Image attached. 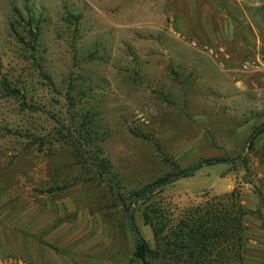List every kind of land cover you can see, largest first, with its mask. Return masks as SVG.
Returning <instances> with one entry per match:
<instances>
[{"label": "rangeland", "instance_id": "374dc122", "mask_svg": "<svg viewBox=\"0 0 264 264\" xmlns=\"http://www.w3.org/2000/svg\"><path fill=\"white\" fill-rule=\"evenodd\" d=\"M135 6L0 0V264H137L128 218L152 249L145 208L171 227L233 189L240 264H264V132L247 142L264 124V0Z\"/></svg>", "mask_w": 264, "mask_h": 264}, {"label": "trees", "instance_id": "16d2710c", "mask_svg": "<svg viewBox=\"0 0 264 264\" xmlns=\"http://www.w3.org/2000/svg\"><path fill=\"white\" fill-rule=\"evenodd\" d=\"M262 125L257 135L264 132V124ZM79 133V137L82 140L86 139L90 146L92 158L88 165L94 171L95 177L100 179L110 176V167L99 157L98 147L91 140L90 133L84 128H80ZM37 151L41 152L40 144ZM261 155L264 157V149ZM210 162L211 160L205 161V163ZM155 185L130 193L129 199L134 202L149 200ZM146 194L149 195L144 197ZM245 214L246 210L241 206L239 194L234 189L218 196H205L201 203L182 210L171 227L168 226L169 222L163 214L155 209L145 208L142 218L144 225H147L151 231L153 248L149 249L140 237L137 238L138 241L129 262L228 264L231 261L234 264H240Z\"/></svg>", "mask_w": 264, "mask_h": 264}, {"label": "water", "instance_id": "95a60500", "mask_svg": "<svg viewBox=\"0 0 264 264\" xmlns=\"http://www.w3.org/2000/svg\"><path fill=\"white\" fill-rule=\"evenodd\" d=\"M262 126H263V125H262ZM262 126H260L259 128H257V129L251 134V136L248 138L247 142H249V141L251 140V138L257 133V131H258ZM204 164H205V163H203V162H199V163H197L196 165H194L193 167H191L189 170H187V171H185V172H181V173H179V174H177V175H175V176H173V177H171V178L165 180L164 182L159 183L154 189H157V188H160V187H162V186H164V185H166V184H169V183H171L173 180H175V179H177V178H181V177L187 175L188 173L193 172V171L196 170L198 167H200L201 165H204ZM149 193H150V192H149ZM128 223H129V225H130V227H131L132 232L135 234V236H136L137 238H139V235H138L137 231L135 230V228L133 227V225L131 224V221H130L129 218H128Z\"/></svg>", "mask_w": 264, "mask_h": 264}, {"label": "crops", "instance_id": "0c3cea01", "mask_svg": "<svg viewBox=\"0 0 264 264\" xmlns=\"http://www.w3.org/2000/svg\"><path fill=\"white\" fill-rule=\"evenodd\" d=\"M126 1V0H125ZM130 1V3H134L136 6H135V10H138V9H140V8H143L141 5H142V3H146V2H148V0H129ZM144 6V5H143ZM262 142H264V141H261V143ZM229 190H227V192H228ZM241 203V206L244 208V205H245V203L244 202H240ZM246 205H248V206H252V205H250V204H248V203H246ZM248 206H246L247 208H248Z\"/></svg>", "mask_w": 264, "mask_h": 264}, {"label": "built area", "instance_id": "2783aa9c", "mask_svg": "<svg viewBox=\"0 0 264 264\" xmlns=\"http://www.w3.org/2000/svg\"><path fill=\"white\" fill-rule=\"evenodd\" d=\"M263 96H264V93H263Z\"/></svg>", "mask_w": 264, "mask_h": 264}]
</instances>
